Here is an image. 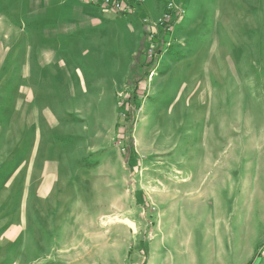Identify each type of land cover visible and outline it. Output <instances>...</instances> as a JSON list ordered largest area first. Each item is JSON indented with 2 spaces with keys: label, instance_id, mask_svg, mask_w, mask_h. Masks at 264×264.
Masks as SVG:
<instances>
[{
  "label": "rangeland",
  "instance_id": "374dc122",
  "mask_svg": "<svg viewBox=\"0 0 264 264\" xmlns=\"http://www.w3.org/2000/svg\"><path fill=\"white\" fill-rule=\"evenodd\" d=\"M179 2L149 40L83 0H0V264H264V44L217 22L211 53Z\"/></svg>",
  "mask_w": 264,
  "mask_h": 264
},
{
  "label": "crops",
  "instance_id": "0c3cea01",
  "mask_svg": "<svg viewBox=\"0 0 264 264\" xmlns=\"http://www.w3.org/2000/svg\"><path fill=\"white\" fill-rule=\"evenodd\" d=\"M164 1L165 0H141L140 8H138L135 13L121 15L126 16L132 22L135 32L137 31L139 34L142 32L143 26L140 21L141 18L147 16L152 21L157 20L164 7ZM83 4L88 7L86 9L88 12L97 15L96 22L100 26L103 19L100 14L94 13L99 5L85 1H83ZM193 8L197 21V28L201 29V23L203 22H210L211 24L210 30L213 35L209 39L208 46H210V48L213 47L211 41L216 39L217 42L218 39V33L213 29L214 26L212 25V23L217 22H224L223 24L226 27L227 50L229 49L228 47H230L233 53H236L239 49L242 50L243 54L250 53V47H253V42L255 46L257 44L256 48L259 50L260 37L262 39L261 44H264V29L260 28V23L264 22V0H193ZM70 17L72 16L66 14L60 17L65 18V20H58V16H51V23H53L51 27L53 28L50 31V37L68 36L71 32L69 28L72 27V24H69L71 21L68 20ZM93 32L94 31L87 30L88 35H91ZM212 51L211 48L209 52L212 53ZM46 52L50 53L49 51ZM45 58L46 61L49 60V57L46 56ZM41 61L42 59H40L38 63ZM36 66L40 72L38 71L39 75H35L36 85L34 84V89L36 90L37 86V89L41 91V88L44 87L45 97H51V80L54 75V64L52 61H49L45 64H36ZM35 95L37 96V94Z\"/></svg>",
  "mask_w": 264,
  "mask_h": 264
},
{
  "label": "built area",
  "instance_id": "2783aa9c",
  "mask_svg": "<svg viewBox=\"0 0 264 264\" xmlns=\"http://www.w3.org/2000/svg\"><path fill=\"white\" fill-rule=\"evenodd\" d=\"M91 4H98L99 7L106 8L119 14H133L140 8L141 0H83ZM180 0H165L164 7L159 18L153 23L147 16L142 17V23L144 27V34L151 40L155 31L169 23L173 17L177 14H183V10L180 8ZM150 51V50H148Z\"/></svg>",
  "mask_w": 264,
  "mask_h": 264
},
{
  "label": "trees",
  "instance_id": "16d2710c",
  "mask_svg": "<svg viewBox=\"0 0 264 264\" xmlns=\"http://www.w3.org/2000/svg\"><path fill=\"white\" fill-rule=\"evenodd\" d=\"M129 99H130L131 104L135 106L136 105L135 97H131Z\"/></svg>",
  "mask_w": 264,
  "mask_h": 264
}]
</instances>
